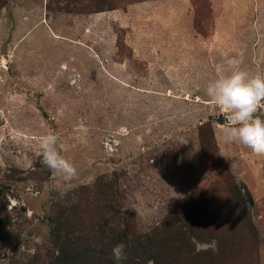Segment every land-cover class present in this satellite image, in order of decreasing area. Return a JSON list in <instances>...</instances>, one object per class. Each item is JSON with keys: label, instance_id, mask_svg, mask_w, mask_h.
<instances>
[{"label": "rangeland", "instance_id": "obj_1", "mask_svg": "<svg viewBox=\"0 0 264 264\" xmlns=\"http://www.w3.org/2000/svg\"><path fill=\"white\" fill-rule=\"evenodd\" d=\"M237 67L264 75V0H0V264H47L72 202L130 239L175 211L196 251L264 264V157L222 140L206 94Z\"/></svg>", "mask_w": 264, "mask_h": 264}, {"label": "trees", "instance_id": "obj_2", "mask_svg": "<svg viewBox=\"0 0 264 264\" xmlns=\"http://www.w3.org/2000/svg\"><path fill=\"white\" fill-rule=\"evenodd\" d=\"M246 191L249 201H252L250 192ZM79 204L74 206L71 203L68 209L70 216L65 208H61L53 222L51 240L55 253L47 264H118L111 250L119 243L126 246L127 256L119 264H148V261L150 264H218L220 261V250L215 253L213 250L196 251L194 248L193 236L190 238L187 235L195 229L194 217L195 221L182 223L174 211L150 233L130 239L120 228L108 226V220L103 221L107 232L98 223L82 226L81 220L75 216ZM183 204L179 203L178 208H184ZM169 224L173 226L168 227ZM194 238L199 239L197 236Z\"/></svg>", "mask_w": 264, "mask_h": 264}, {"label": "clouds", "instance_id": "obj_3", "mask_svg": "<svg viewBox=\"0 0 264 264\" xmlns=\"http://www.w3.org/2000/svg\"><path fill=\"white\" fill-rule=\"evenodd\" d=\"M206 94L215 107L228 114L232 122L221 129L222 140L225 143H239L255 156L264 157V120L254 115L258 107L264 104V75H250L237 67L229 74L209 82ZM57 142L58 137L54 133L40 137L41 162L57 176L71 181L77 176V169L58 152ZM125 247L119 243L111 250L118 264L127 259Z\"/></svg>", "mask_w": 264, "mask_h": 264}]
</instances>
